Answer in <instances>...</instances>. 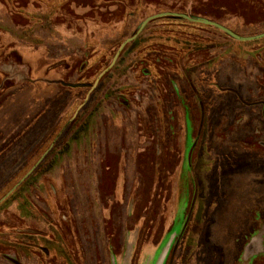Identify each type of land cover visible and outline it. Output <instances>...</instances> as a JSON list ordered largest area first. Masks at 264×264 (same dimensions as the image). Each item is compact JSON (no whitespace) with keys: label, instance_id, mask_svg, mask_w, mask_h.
<instances>
[{"label":"rangeland","instance_id":"374dc122","mask_svg":"<svg viewBox=\"0 0 264 264\" xmlns=\"http://www.w3.org/2000/svg\"><path fill=\"white\" fill-rule=\"evenodd\" d=\"M166 12L264 32V0H0V264H252L264 37L137 33Z\"/></svg>","mask_w":264,"mask_h":264},{"label":"water","instance_id":"95a60500","mask_svg":"<svg viewBox=\"0 0 264 264\" xmlns=\"http://www.w3.org/2000/svg\"><path fill=\"white\" fill-rule=\"evenodd\" d=\"M165 16H171V17H179V18H182V19H185V20H188V21H191V22H195V23H199V24H203V25H206V26H211V27H214L220 31H222L223 33H225L226 35H228L229 37L235 39V40H240V41H246V40H253V39H257V38H262L264 37V32L263 33H260V34H257L255 36H239L237 34H235L234 32H232L230 29L224 27L223 25L217 23V22H214V21H211V20H208V19H205V18H200V17H189L185 14H180V13H172V12H166V13H161V14H157V15H153V16H150L148 18H146L141 24H140V27L137 31V33H139V31L142 29V27H144L146 25L147 22H149L150 20L154 19V18H158V17H165ZM135 36H133L132 38H128L126 39L122 44L121 46L119 47V49L117 50L116 54L114 55L113 57V60L111 62V64L98 76V78L104 73L106 72L115 62L118 54L120 53V51L123 49V47L125 46V44H127L128 42H130L133 38H135ZM97 78V79H98ZM97 81V80H96ZM71 87H76L75 85H71Z\"/></svg>","mask_w":264,"mask_h":264},{"label":"flooded vegetation","instance_id":"af4514ba","mask_svg":"<svg viewBox=\"0 0 264 264\" xmlns=\"http://www.w3.org/2000/svg\"><path fill=\"white\" fill-rule=\"evenodd\" d=\"M83 85H81V87H82ZM248 170H250V169H248ZM250 171H255V170H250ZM255 177H259L260 175L258 174V173H256V171H255ZM256 178V179H257ZM254 188L256 189V190H254L253 192H257L258 191V189H259V186L258 185H256V186H254ZM243 204L241 203V205L238 207V205H236V206H233V208H235V209H237V207H238V209L242 206ZM242 209V208H241ZM239 213L240 212H238V214L237 213H235V214H237V215H239ZM231 215H233V216H235L232 212H231ZM233 220H235V219H233ZM263 224V223H262ZM262 224L261 223H258L257 224V226L255 227V228H253V230H252V232H250L247 236H248V238L251 240L252 239V241L253 242H258L259 244H258V247L257 248H255L253 251H252V253L250 254V256H251V258H250V260L252 261V264H259L258 263V261L260 260V258L264 255V230L263 231H261V227H262ZM264 225V224H263ZM257 234V235H256ZM245 244V243H244ZM243 244V245H244ZM256 247V246H255ZM242 251H244V246H243V250H241L240 252H239V257L241 256V254L243 253ZM224 253V252H223ZM225 253H226V250H225ZM224 253V254H225ZM224 254H223V257H224ZM238 257V258H239Z\"/></svg>","mask_w":264,"mask_h":264},{"label":"trees","instance_id":"16d2710c","mask_svg":"<svg viewBox=\"0 0 264 264\" xmlns=\"http://www.w3.org/2000/svg\"><path fill=\"white\" fill-rule=\"evenodd\" d=\"M166 17H170L172 19H180V20H182V18H179V17H171V16H166Z\"/></svg>","mask_w":264,"mask_h":264}]
</instances>
